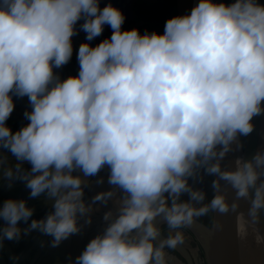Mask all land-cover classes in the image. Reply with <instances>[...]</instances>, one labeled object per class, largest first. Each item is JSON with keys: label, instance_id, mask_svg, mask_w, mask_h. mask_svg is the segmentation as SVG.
<instances>
[{"label": "clouds", "instance_id": "obj_1", "mask_svg": "<svg viewBox=\"0 0 264 264\" xmlns=\"http://www.w3.org/2000/svg\"><path fill=\"white\" fill-rule=\"evenodd\" d=\"M81 19L87 41L105 26L111 35L94 47L81 43L78 74L60 80L53 68L70 61ZM124 20L99 0H0V147L31 165V178L24 177L31 196L47 191L55 209L30 228L52 235L54 244L79 230L76 215L86 209L81 179L72 175L77 169L92 176L107 166L109 183L127 194L121 214L91 240L78 264H165L164 247L175 248L183 236L155 247L158 214L177 228L209 207L229 211L221 195L199 209L177 202L183 193L204 199L188 184L200 166L229 182L238 198L254 188L253 217L264 208V183L257 187L252 162L231 172L209 163L224 157L238 133H251L252 118L262 111L264 4L199 0L190 14L168 19L163 34L122 30ZM13 93L27 95L32 105L29 123L15 133L6 126ZM255 165L264 166V155H256ZM32 214L23 200L5 201L3 236L17 239L18 222ZM140 229L138 242L130 240Z\"/></svg>", "mask_w": 264, "mask_h": 264}, {"label": "water", "instance_id": "obj_2", "mask_svg": "<svg viewBox=\"0 0 264 264\" xmlns=\"http://www.w3.org/2000/svg\"><path fill=\"white\" fill-rule=\"evenodd\" d=\"M177 16L188 15L199 3V0H175ZM213 3H224V0H212ZM100 8L113 6V0H99ZM111 30L105 26L104 31ZM94 47V46H93ZM54 74L63 80L62 70ZM15 105L13 112L6 121V126L15 133L29 123L26 113L32 111V105L27 95L23 97L12 94ZM261 113L252 118L253 130L242 141L240 134L229 145V150L223 158L214 157L209 163L220 165L221 171H236L240 164L252 162L258 175L257 187L264 183V166L255 165L257 154L264 155V102L261 104ZM221 146L217 147V151ZM11 172L12 175H7ZM72 175L81 179V201L85 206L84 213H77L76 224L78 231L54 244L52 235L40 229H31L33 220H45L55 211L53 200L45 191L37 197L31 196V189L27 187V179L31 178V165L26 161H19L8 149L0 147V209L5 201L11 199L23 200L26 207L32 209L33 214L27 222H18L20 234L17 239L9 240L3 236L2 229L6 223L0 219V264H78L87 245L97 236H102L107 228L121 214L123 200L126 193L116 185L109 183L110 169L105 166L97 174L85 176L79 169ZM213 198L221 195L229 206L227 213H220L213 209L212 224L206 228L192 220L191 223L182 224L181 228L190 232L192 241L190 247L197 255L199 249L203 254L202 260L206 264H264V208L258 210L256 217L250 214L255 189L249 190V196L237 197V189L219 177L212 174ZM101 193H111L102 200L94 198ZM236 204L235 211L232 205ZM167 223L164 214H158L153 221L157 228ZM175 236V235H174ZM159 239V236L157 237ZM162 241V240H160ZM179 253L183 262L164 252L165 264H195L182 243L173 248ZM191 250V249H190ZM190 252V251H189Z\"/></svg>", "mask_w": 264, "mask_h": 264}, {"label": "flooded vegetation", "instance_id": "obj_3", "mask_svg": "<svg viewBox=\"0 0 264 264\" xmlns=\"http://www.w3.org/2000/svg\"><path fill=\"white\" fill-rule=\"evenodd\" d=\"M264 3V0L262 1ZM226 4V0H224ZM113 7L119 9L123 16L125 17L124 23L122 25V30H131L133 28L137 29L141 35L152 32L157 34H163L166 21L170 18L177 16L176 13V1L175 0H113ZM84 23V20L81 19L75 25L77 34L72 37L73 44V54L70 61L63 65L62 67L56 68V71L61 72L63 79L68 78L69 76L77 75L79 72V62L77 59V52L81 43H89L91 46H96L102 40L109 38L112 30H107L102 33V35L94 38L92 41L86 40V32L82 29L81 25ZM53 68V71H54ZM240 138L243 141L245 135L240 134ZM188 184L193 191H199L204 194V199L201 201L191 200L188 193H183L180 195L177 200L178 203L187 202L195 208L199 209L201 207L209 206L211 200L213 199V176L208 174L206 171V166H200L195 169L194 175L188 178ZM166 207H171L172 198L165 194ZM213 209L209 207L207 213L199 216H193L192 220L200 223L206 228H210L212 224ZM157 229L159 230V239L166 241L169 237L176 235L177 233L183 236L182 247L187 250L192 258L195 260V264H206L202 260L203 254L199 249L197 255L194 250L190 247L189 241H192V236L189 231L177 227L172 228L168 223L160 224ZM143 234V229L134 230L132 236L129 238L133 242H138V238ZM155 240L153 244L155 247H159L161 241ZM191 249V250H190ZM163 251L183 262L179 253H177L173 248L165 246ZM190 251V252H189Z\"/></svg>", "mask_w": 264, "mask_h": 264}, {"label": "rangeland", "instance_id": "obj_4", "mask_svg": "<svg viewBox=\"0 0 264 264\" xmlns=\"http://www.w3.org/2000/svg\"><path fill=\"white\" fill-rule=\"evenodd\" d=\"M262 1L263 0H256L257 3L264 4V3H262ZM234 2H235V0H226V5L234 3Z\"/></svg>", "mask_w": 264, "mask_h": 264}]
</instances>
